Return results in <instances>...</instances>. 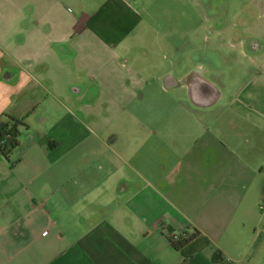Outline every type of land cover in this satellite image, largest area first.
<instances>
[{"label": "crops", "instance_id": "obj_1", "mask_svg": "<svg viewBox=\"0 0 264 264\" xmlns=\"http://www.w3.org/2000/svg\"><path fill=\"white\" fill-rule=\"evenodd\" d=\"M139 5L0 0V115L26 124L8 158L0 155V264H216L215 250L235 264L257 240L253 220L264 207L259 69L228 105V115L250 128L84 123L83 102L112 95L114 85L128 102L119 113L142 100L144 89L130 86L139 71L117 61L122 51L130 59L144 21ZM99 53L116 62L84 60ZM117 67L129 73L124 83L108 76ZM84 68L94 70L92 87L78 74ZM173 81L168 89L179 87ZM192 82L193 102L218 97L205 78ZM163 91L150 89L155 106ZM195 229L210 245L184 259L167 236Z\"/></svg>", "mask_w": 264, "mask_h": 264}, {"label": "rangeland", "instance_id": "obj_2", "mask_svg": "<svg viewBox=\"0 0 264 264\" xmlns=\"http://www.w3.org/2000/svg\"><path fill=\"white\" fill-rule=\"evenodd\" d=\"M138 7L144 18L141 32L129 43L130 59L118 51L117 61L139 71L130 86L144 89L142 100L119 113L128 102L114 85L112 95L83 102L84 123L90 128H250L228 115V105L252 70L264 73V0H140ZM67 8L73 10L70 4ZM84 60L103 67L116 62L103 53ZM126 70L117 67L115 77L106 71L124 83ZM91 72L84 68L78 73L86 87H92ZM200 76L217 91L212 103L191 98L192 80ZM173 80L179 87L168 89ZM161 85L164 91L155 106L150 89ZM253 223L257 240L235 264H264V207Z\"/></svg>", "mask_w": 264, "mask_h": 264}, {"label": "trees", "instance_id": "obj_3", "mask_svg": "<svg viewBox=\"0 0 264 264\" xmlns=\"http://www.w3.org/2000/svg\"><path fill=\"white\" fill-rule=\"evenodd\" d=\"M21 127H26L23 119L15 118L6 113L0 115V155L8 158L10 151L18 144L17 140ZM172 234H168L167 240L174 250L182 254L184 259L210 245L208 238L202 236L197 229L193 230L190 235L187 232L176 234V238ZM212 259L216 264H234L226 261L219 250L214 251Z\"/></svg>", "mask_w": 264, "mask_h": 264}, {"label": "built area", "instance_id": "obj_4", "mask_svg": "<svg viewBox=\"0 0 264 264\" xmlns=\"http://www.w3.org/2000/svg\"><path fill=\"white\" fill-rule=\"evenodd\" d=\"M172 235H173L174 238H176V236H177L176 234H172Z\"/></svg>", "mask_w": 264, "mask_h": 264}]
</instances>
